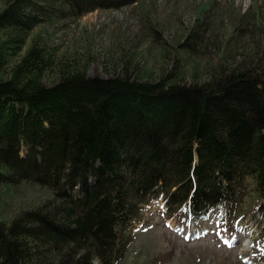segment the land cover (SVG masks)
<instances>
[{"label":"trees","instance_id":"16d2710c","mask_svg":"<svg viewBox=\"0 0 264 264\" xmlns=\"http://www.w3.org/2000/svg\"><path fill=\"white\" fill-rule=\"evenodd\" d=\"M136 1L8 0L0 9V187L37 181L50 191L0 218V264H114L141 206L158 197L181 223L219 210L232 224L254 209L264 221V52L255 46L220 48L241 61L222 60L223 75L202 84L177 65L205 44L206 18L157 81L134 77L130 60L112 78H89L73 59L44 86L46 49L34 43L14 60L45 21ZM255 29L246 21L235 39Z\"/></svg>","mask_w":264,"mask_h":264},{"label":"rangeland","instance_id":"374dc122","mask_svg":"<svg viewBox=\"0 0 264 264\" xmlns=\"http://www.w3.org/2000/svg\"><path fill=\"white\" fill-rule=\"evenodd\" d=\"M7 1L0 0V9ZM197 18H206V40L196 57L179 61L184 81L202 84L223 75L217 71L222 60L234 65L241 61L238 54L220 58L218 50L225 45L238 43L237 53L253 46L264 52V0H138L120 7L97 6L71 19L45 21L28 33L14 60L34 43L46 49L52 60L41 78L44 86L58 79L56 71L64 61L73 59L89 78H112L130 60L128 71L134 77L157 81L161 69H174L180 54L176 44ZM246 21L259 29L237 41V26ZM49 192L37 181L0 187V218L7 221L20 210L36 208L50 197ZM215 216L211 214L200 225L180 226L165 213L160 198L145 203L129 225L128 247L114 264H264L263 220L258 211L251 210L242 222L225 226Z\"/></svg>","mask_w":264,"mask_h":264}]
</instances>
